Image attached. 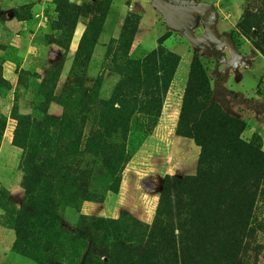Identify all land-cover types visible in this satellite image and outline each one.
Instances as JSON below:
<instances>
[{"label": "rangeland", "instance_id": "1", "mask_svg": "<svg viewBox=\"0 0 264 264\" xmlns=\"http://www.w3.org/2000/svg\"><path fill=\"white\" fill-rule=\"evenodd\" d=\"M202 1L223 38L209 36L199 13L172 29L153 0H0V95L13 93L15 122L9 142L0 114V264H264V171L245 156L195 182L200 148L153 136L161 98L146 103L156 74L137 62L164 38L181 59L173 100L184 96L197 57L211 103L247 126L257 120L242 139L264 152V64L256 56L254 65L235 64L226 44L249 43L237 25L258 22L264 0ZM76 21L87 34L64 80ZM22 38L31 46L25 58L13 44ZM7 62L16 70L6 79ZM223 63L245 68L241 83L227 86ZM256 193L258 222L244 231L234 215Z\"/></svg>", "mask_w": 264, "mask_h": 264}, {"label": "trees", "instance_id": "2", "mask_svg": "<svg viewBox=\"0 0 264 264\" xmlns=\"http://www.w3.org/2000/svg\"><path fill=\"white\" fill-rule=\"evenodd\" d=\"M77 23L76 21L68 49ZM237 29L247 39L253 49L264 58V9L261 11V19L258 22L243 17L242 21L237 25ZM86 32L81 39L74 64L81 52ZM163 41L164 38H161L158 48L152 51V54L143 62H137L141 73L145 74L152 71L153 77L155 76L153 73L156 74L148 91L151 95L154 96L156 94L161 98L158 100L161 111L156 115L157 119L161 117L164 101L181 62L179 55L165 51L162 47ZM57 46L60 48V45ZM149 65L151 66L150 69ZM73 68L71 72H73ZM209 93V79L200 60L195 57L190 67L176 129L177 136L193 140L201 150L198 164L199 172L192 180L199 182L216 170L217 172L215 173L220 175L222 172L220 170L224 164H238L244 161L245 156L253 160L250 163L251 167L255 169L260 167L264 171V152L262 148L256 147L254 141L247 143L242 139V135L247 128L246 123L228 115L216 104L211 103ZM154 97V100L146 103L151 108L157 102L156 96ZM170 180L169 178L165 180V190ZM254 187H258V184H254ZM257 200V193L254 194L249 203L247 200H240L239 209L234 215V225L246 231L250 226L258 222L256 218Z\"/></svg>", "mask_w": 264, "mask_h": 264}, {"label": "crops", "instance_id": "3", "mask_svg": "<svg viewBox=\"0 0 264 264\" xmlns=\"http://www.w3.org/2000/svg\"><path fill=\"white\" fill-rule=\"evenodd\" d=\"M211 7H212V5H211ZM184 23H185V21H184ZM184 23H176L174 29L178 30L179 28H181L183 26ZM21 24L23 25L24 22H21ZM213 27L216 31L217 36H218V38L217 39L215 38V39L219 40L221 37L223 38V34H220L218 32L216 25H214ZM84 33H85L84 29L82 27L80 28V26L78 27V25H77L76 29L74 31V34H73V38H72L70 47H69L70 50H68V52L66 54V58H65L64 66H63L61 78L64 80H66L67 76L71 72V69H72L74 61H75L76 53H77V50L79 48V45H80V42H81V39H82ZM13 44L15 46H17L18 49H20L22 58H25L28 56V53L31 50V46L29 45L28 39H26V38H22L21 40L17 39V40L13 41ZM51 48H53L55 50H60V48L55 44ZM55 50L50 52L51 53V55H50L51 60L49 61L50 64H53L56 61V59L54 58V55L56 53H54V52H57V51H55ZM231 52H232L231 53L232 54V61L235 62V64H237V65L239 64V61L243 58H246V60H248V58H251L250 61H252V65H254L253 62L256 60L255 59L256 57L260 58L264 64V58L261 56V54L259 52L255 51L249 43H245L241 49H231ZM226 60H228V59H226ZM226 66H227V64H225V63L222 64V67L224 68L223 71L225 72V74H228V78H227V80H225L227 86L233 87L231 85V83L229 82V80H231V79L237 81L238 83H241L242 75L246 72L245 68L243 67L242 69H236L234 71L233 69L230 70V67H229V68H227L228 71H226ZM252 67L253 66H251L250 68H252ZM15 70L16 69H15V67H13V64L11 62H7L4 66L5 78L6 79L9 78V76L11 77V75L13 74V71H15ZM223 71H220V72H223ZM234 72L239 74L238 77H236V78L233 76L229 77V75H233ZM241 72H243V73H241ZM261 79H262V77H261ZM260 81H262V80H260ZM260 81H257L256 87L258 86V84L261 83ZM16 82H17V80H16ZM87 82H90V78L87 79ZM173 82H174V80H173ZM173 82L171 84L170 90L167 94L166 100H165L164 105H163L159 125L155 129V133L153 136L160 134V138H162V140L160 141L161 143L167 144V142H172L175 144V147H177L178 145H182V144H184V142H187L186 140H190V139H186V138L177 136V134H176L178 119H179L181 106H182L183 95L181 97L180 102L177 100L176 101L173 100V98L171 97V95L173 94ZM186 83H187V80H186L185 84ZM261 86L264 87V84L262 83ZM185 87H186V85H185ZM183 94H184V92H183ZM255 96H256L255 97L256 101L261 100L263 98V96H260L258 93H255ZM13 104H14L13 93H9L6 96L0 95V114L3 115V117H5L7 119L4 138L7 139L9 142L12 140L13 132L15 129V122H14V120L11 119ZM253 122L258 123V121L254 120V118L251 119L248 123V126H247L245 132H244V135H246L248 139L251 138L253 136V133H254V131L252 132L251 128H250V126L252 125ZM255 129H256L255 132L256 131L259 132L258 128L255 127ZM262 135H264V134H262ZM190 141L193 142V140H190ZM263 141H264V136H263ZM187 146H190V145H187ZM188 168L189 167L186 164H182L181 170H179V171L184 172V170H187Z\"/></svg>", "mask_w": 264, "mask_h": 264}, {"label": "water", "instance_id": "4", "mask_svg": "<svg viewBox=\"0 0 264 264\" xmlns=\"http://www.w3.org/2000/svg\"><path fill=\"white\" fill-rule=\"evenodd\" d=\"M176 0H171V2H175ZM153 5L156 9L161 11L166 19L167 24L174 29L176 23H184L186 15H189V13H199L201 15V20L206 28L207 33H209V36L212 38H218L216 31L214 27H210L208 23V19L205 18V9L207 13V4H199V8L190 9L186 8L183 9L181 7H178L176 5H164L161 0H153ZM211 7V6H210ZM227 45H230L231 49H235L234 45L231 43H226Z\"/></svg>", "mask_w": 264, "mask_h": 264}, {"label": "flooded vegetation", "instance_id": "5", "mask_svg": "<svg viewBox=\"0 0 264 264\" xmlns=\"http://www.w3.org/2000/svg\"><path fill=\"white\" fill-rule=\"evenodd\" d=\"M164 5H176L178 7H181L183 9L190 8V9H197L199 8V4H207L210 5L209 3L202 1V0H176L175 2H171V0H161ZM211 6V5H210ZM207 6V13L205 9V18L209 19L211 16L214 14L213 13V8ZM204 25V24H203ZM205 27V26H204Z\"/></svg>", "mask_w": 264, "mask_h": 264}]
</instances>
